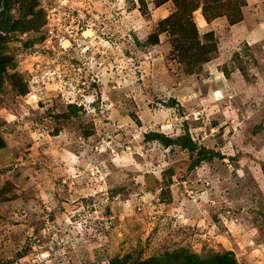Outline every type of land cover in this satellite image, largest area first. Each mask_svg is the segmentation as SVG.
<instances>
[{
    "label": "rangeland",
    "instance_id": "374dc122",
    "mask_svg": "<svg viewBox=\"0 0 264 264\" xmlns=\"http://www.w3.org/2000/svg\"><path fill=\"white\" fill-rule=\"evenodd\" d=\"M7 18L0 264H264V0H17ZM185 129L210 161L145 139Z\"/></svg>",
    "mask_w": 264,
    "mask_h": 264
},
{
    "label": "trees",
    "instance_id": "16d2710c",
    "mask_svg": "<svg viewBox=\"0 0 264 264\" xmlns=\"http://www.w3.org/2000/svg\"><path fill=\"white\" fill-rule=\"evenodd\" d=\"M17 0H0V7L2 8V13H0V44L5 42L4 40H7L8 37L2 36L4 26L8 25L9 19L7 18V14L9 15V11L11 8V5L15 3ZM175 1V0H173ZM190 12L192 13L195 11L196 8L199 6L193 5L190 6ZM193 7V9H192ZM189 9L188 7H186ZM173 17L167 18L165 22H170ZM22 22H14L13 25L9 29H4L5 33H9L11 31L16 32L18 28L20 30H23L24 28H21ZM46 41V32L44 34V38L42 37L40 40V46ZM12 58L7 57L3 52L0 53V73L5 72L6 68L11 66ZM1 75V74H0ZM171 107V105L169 106ZM145 139L149 141H155L162 145L165 148H169L172 146H177L181 150L195 153L196 157L191 158V168H194L198 166L200 163L204 161H210L214 153L208 152L205 150V148H201L197 151V144L194 142L187 129L184 130V134L173 139L171 137H167L164 134L155 133V132H149L145 135ZM170 182H168L169 184ZM113 264H237L234 256L232 253H221V254H214L211 253L208 256L204 258H200L198 256H195L193 254H190L188 250H178L176 252H173L172 254H164L162 256L149 258L147 260H138L136 258L135 260H132L130 257H126L123 261H113Z\"/></svg>",
    "mask_w": 264,
    "mask_h": 264
},
{
    "label": "built area",
    "instance_id": "2783aa9c",
    "mask_svg": "<svg viewBox=\"0 0 264 264\" xmlns=\"http://www.w3.org/2000/svg\"><path fill=\"white\" fill-rule=\"evenodd\" d=\"M78 33V32H77ZM49 34L50 35H53V30H51V31H49ZM70 37L71 36H69V34L67 35V36H60V37H58V41H59V45H64V44H66L67 42L68 43H71V41H70ZM51 41V40H50ZM47 42H49V40L47 41ZM50 43V42H49ZM45 44H46V42H45Z\"/></svg>",
    "mask_w": 264,
    "mask_h": 264
}]
</instances>
